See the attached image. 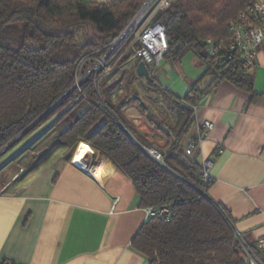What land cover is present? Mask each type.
I'll list each match as a JSON object with an SVG mask.
<instances>
[{
	"label": "trees",
	"instance_id": "1",
	"mask_svg": "<svg viewBox=\"0 0 264 264\" xmlns=\"http://www.w3.org/2000/svg\"><path fill=\"white\" fill-rule=\"evenodd\" d=\"M145 1L0 0V151L58 114L55 122L64 129L55 139L67 149V161L85 143L130 179L139 208L169 209L166 218H147L131 239L147 264H246L234 221L208 195L213 181L208 186L200 181L198 150L187 156L184 149L195 123L193 107L217 81L252 93L253 69L240 70L235 60L207 55L204 41L227 42L230 23L258 0H167L164 10L153 13L151 20L164 26L169 43L164 60L180 61L191 52L207 66L183 98L165 90L156 76L152 81L138 77V59L96 85L91 84L94 75L88 74L80 89L84 96H79V89L69 92L80 60L90 55L86 74L88 65L108 51ZM130 58L126 55L123 63ZM209 75L211 86L198 90L197 84ZM141 79L144 93H153V99L140 95L135 84ZM256 98L252 94L251 101ZM132 108L137 117L130 119ZM150 149L161 159L150 155Z\"/></svg>",
	"mask_w": 264,
	"mask_h": 264
},
{
	"label": "crops",
	"instance_id": "2",
	"mask_svg": "<svg viewBox=\"0 0 264 264\" xmlns=\"http://www.w3.org/2000/svg\"><path fill=\"white\" fill-rule=\"evenodd\" d=\"M134 62L131 57L124 69ZM206 69L190 52L180 61L163 60L156 78L183 98ZM252 71V93L217 81L201 96L186 142L197 136L200 124H213L195 155L197 162H212L208 195L255 245L264 236V44ZM212 80L203 77L197 89L206 90ZM252 94L257 95L253 102ZM59 127L58 132L64 129ZM66 150L55 141L0 179V264H147L131 246L145 214L130 179L99 151L93 150L85 169L72 157L67 161Z\"/></svg>",
	"mask_w": 264,
	"mask_h": 264
},
{
	"label": "built area",
	"instance_id": "3",
	"mask_svg": "<svg viewBox=\"0 0 264 264\" xmlns=\"http://www.w3.org/2000/svg\"><path fill=\"white\" fill-rule=\"evenodd\" d=\"M167 6V0H159L152 12H149L146 16L143 13L146 8L136 15L132 21V23L135 21L134 24L131 23L127 31L120 34L102 57L94 59L93 67L81 80L78 79L77 81L78 76L83 73L84 67L90 59V55L80 60L77 65V77L74 84H82L88 74H93L94 79L91 84L96 85L101 80L100 76L108 71V66H105V62L112 53L111 49H115L113 44L123 41L126 37H128L126 38L127 41L125 40L126 43L116 53L113 62L119 55H121V58H124L126 55H131L132 58L144 62L150 76H157L158 68L169 51V43L164 26L159 22H153L151 17L157 9L164 10ZM229 30L231 37L227 42L214 39H206L204 41L206 54L219 59L224 57L229 61L235 60L238 62L240 70L250 71L256 64L259 46L264 44V0H258L247 5L239 12L237 18L230 23ZM82 96H84V93ZM193 109L196 111L197 106H194ZM212 129L213 124L209 121L200 124L198 126L197 136L191 139L185 146V154L191 156L195 151L199 150L202 142ZM221 151L220 147L216 148L217 153ZM148 152L156 160L161 159L160 154L156 151L150 149ZM200 165V181L203 185L208 186L213 181L210 172L212 162L206 158L200 162ZM143 211L145 220L150 217L166 218L170 214L169 209L165 206L147 207ZM234 230L241 255L245 259L246 264H264V236L259 238L255 245H250L236 231L235 227ZM1 264L13 263L4 261Z\"/></svg>",
	"mask_w": 264,
	"mask_h": 264
},
{
	"label": "rangeland",
	"instance_id": "4",
	"mask_svg": "<svg viewBox=\"0 0 264 264\" xmlns=\"http://www.w3.org/2000/svg\"><path fill=\"white\" fill-rule=\"evenodd\" d=\"M159 0L154 3V0H151L150 4L146 7L143 13H145L144 16H146L149 12H152L154 7L158 4ZM144 5V4H143ZM142 8V7H141ZM158 10V9H157ZM157 12V11H156ZM155 12V14H156ZM132 21V20H131ZM130 21V22H131ZM129 25V24H128ZM127 25V26H128ZM125 30V29H124ZM128 38V37H126ZM126 38L121 42H116L113 44V47L115 46V49H111L112 53L110 57L105 62V66H108V71L106 73H103L100 77V79L104 78L105 76H111L113 72H116L119 70L121 72V69L125 68V65L123 64V58H121V55H119L113 62V59L118 53V51L121 49V47L126 43ZM126 40V41H125ZM112 47V48H113ZM94 65V64H93ZM91 64L88 65L89 70L93 67ZM87 67V68H88ZM85 74L82 73L80 76H78V79L81 80ZM116 78L118 75H115ZM115 78V77H114ZM144 79H141L140 81H137L135 86L140 92V95L142 98L149 100L153 99V93H144L143 85H144ZM78 83V82H77ZM76 87L73 90L81 89V84L75 85ZM84 93L83 90L79 93V96H82ZM119 94H121V91H118L114 95L117 97ZM58 116L55 115L51 119H49L46 123L39 126L35 130L32 131V129H29L25 132H23L22 135H20L15 141H13L10 145L3 148L0 151V179L2 180L5 178V176H8L12 172H14L17 168L24 166L27 162L31 161L32 158L35 157L34 154H38L39 151H41L44 147H49L52 145L53 142L56 141L55 135L58 130L61 129L59 127L60 125L55 122V118ZM127 116L131 118L137 117V111L135 109H130L127 113ZM73 156V154H72ZM8 174V175H7Z\"/></svg>",
	"mask_w": 264,
	"mask_h": 264
},
{
	"label": "bare ground",
	"instance_id": "5",
	"mask_svg": "<svg viewBox=\"0 0 264 264\" xmlns=\"http://www.w3.org/2000/svg\"><path fill=\"white\" fill-rule=\"evenodd\" d=\"M135 22V21H134ZM134 22L132 24H134ZM96 155L93 149L85 143H81L77 146L72 162L81 168H88V164L91 159Z\"/></svg>",
	"mask_w": 264,
	"mask_h": 264
},
{
	"label": "water",
	"instance_id": "6",
	"mask_svg": "<svg viewBox=\"0 0 264 264\" xmlns=\"http://www.w3.org/2000/svg\"><path fill=\"white\" fill-rule=\"evenodd\" d=\"M150 2H151V0H146L145 1V3H144V5L142 6V8L139 10V12L137 13V15L139 14V13H141L149 4H150ZM132 21H133V19H132ZM132 21L129 23V25L132 23ZM129 25L125 28V30L123 31V33L124 32H126L127 31V29H128V27H129ZM136 74H137V76L138 77H140V78H144L145 80H147V81H152V78H151V76L149 75V72H148V69H147V66L144 64V62L143 61H140L138 64H137V66H136ZM75 88V84L72 86V88L69 90V92H71L73 89ZM65 97V95L61 98V99H59V101L58 102H60L63 98ZM57 102V103H58ZM56 103V104H57ZM56 104H54V105H56ZM53 105V106H54ZM52 106V107H53ZM181 107H183V108H185V109H189L185 104H181ZM23 133H21L20 135H22ZM19 135V136H20ZM19 136H17V138L19 137ZM17 138H15L13 141H15ZM12 141V142H13ZM12 142H10L8 145H10ZM7 145V146H8ZM6 146V147H7ZM244 261H245V259H243Z\"/></svg>",
	"mask_w": 264,
	"mask_h": 264
}]
</instances>
